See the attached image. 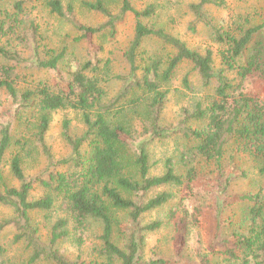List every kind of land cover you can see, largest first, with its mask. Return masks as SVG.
I'll return each mask as SVG.
<instances>
[{
	"label": "trees",
	"instance_id": "1",
	"mask_svg": "<svg viewBox=\"0 0 264 264\" xmlns=\"http://www.w3.org/2000/svg\"><path fill=\"white\" fill-rule=\"evenodd\" d=\"M32 1L43 4L49 13L75 29L79 34L75 41L90 43L97 34L114 39L117 27L128 15L134 20V28L122 55L127 70L113 76L121 85L109 99L103 86L109 70H101L96 57L78 62L53 85L28 82L33 72L57 75L65 51H55L43 43L38 25L25 13L24 0L15 2L12 12H0V90L5 99L0 101V207L11 211L8 218L0 219V240L10 228L14 231L13 243H21L28 252L22 262H7L0 243V264H95L80 257L71 259L58 248L60 242L70 238L81 246L95 223L100 225L98 243L93 248L100 261L97 264H172L157 251L147 256L146 238L168 223L174 226L173 242L182 247L188 227H200L207 215L203 209L206 205L218 214L222 212L221 201L216 198L211 203L214 197L200 198L192 210L183 204L184 200L195 199L199 184L210 186L216 195L214 184L225 181L226 189L234 172L246 176L234 164L237 151L253 160L258 172L264 174V17L258 24L246 19L220 24L210 8L224 7L225 0H197L188 5L192 16L188 31L194 33L197 26H205L221 48V67L215 69L211 51L201 54L191 50L171 33L144 23L154 15L152 5L137 9L134 0H121L112 13L102 0H83L85 8L104 17L100 24L88 27L74 18L70 4ZM147 38L159 40L171 52L165 59H149L142 67L138 50ZM182 63L190 68L182 80L184 89L192 90L189 76L195 74L201 88L212 93L197 100L192 109L181 108L175 122L163 124L167 96L163 88ZM108 66L109 62L104 68ZM230 73L235 78H229ZM251 80L261 86L262 92L247 89L245 82ZM32 106L38 108L32 136L45 164L35 174L26 175L22 157L14 154L8 174L16 185H8L3 165L12 146V120ZM139 107L143 117L134 125L126 110L133 112ZM68 109L79 113L82 131L72 135L69 123L64 121L61 137L68 154L55 157L45 143L50 114ZM168 139L183 142L178 147V160L166 158L162 173L152 174L150 146ZM232 148L236 151L229 152ZM37 188L42 194L32 196ZM175 197L178 205L165 210L163 218L143 222L145 215L162 211ZM237 200L238 210L228 221L230 229L226 235L221 232L216 236L217 242L207 247L200 264H264V193H243ZM57 205L63 215L52 217ZM38 213L48 214L46 241L33 222V215ZM215 227L227 230L219 222Z\"/></svg>",
	"mask_w": 264,
	"mask_h": 264
},
{
	"label": "rangeland",
	"instance_id": "2",
	"mask_svg": "<svg viewBox=\"0 0 264 264\" xmlns=\"http://www.w3.org/2000/svg\"><path fill=\"white\" fill-rule=\"evenodd\" d=\"M20 0H0V12L7 10L12 12L15 2ZM24 10L29 18L33 20L39 27V33L42 36L43 43L55 51H65V57L58 65V74L48 71L33 72L28 82H46L53 85L57 82L59 76H66L68 70H73L79 63H84L92 57H96L100 61L101 70H109L104 75L106 82L103 86L107 92V98H112L120 88V81L113 79L115 74L126 72L127 68L123 60V52L131 38L134 20L128 15L124 22L117 27V35L114 39H109L105 34H97L93 36L90 43L87 40L75 41L79 36L77 31L73 29L63 19L49 13L43 4L32 0H24ZM64 6L70 4L74 9V18L82 25L93 27L100 24L104 17L96 12L90 11L82 5L83 0H61ZM94 1V0H87ZM106 8L114 13L118 10L121 0H102ZM197 0H134L133 6L137 9L145 8L152 5L154 15L145 19L144 23L149 26L162 28L180 39L185 45L194 51L203 54L209 50L212 52L214 60V68H220L219 51L220 46L216 44L210 31L203 25H199L194 33L188 31L187 27L192 19L188 11V5L195 3ZM211 15L216 23L227 24L229 22L240 23L244 19L252 24H258L264 17V0H225L222 8H210ZM98 53L96 54V52ZM171 52L170 48L155 38L145 39L138 50V60L142 67L149 59L159 57L165 59ZM96 54V55H95ZM109 62L107 69L104 68L105 63ZM190 68L186 63H182L174 71L171 81L163 88L167 92L165 106L162 111V123L170 124L179 118L180 109L183 107L191 108L194 103L203 98L207 94H211V89H202L197 75L191 74L189 80L191 83V91H187L183 87V77L189 73ZM105 72V71H103ZM28 74V72H26ZM229 78H235L234 73L229 74ZM245 85L248 90L253 93L262 92L261 86L254 80L246 81ZM0 101L4 102V92L0 90ZM192 109V108H191ZM1 110V108H0ZM126 115L134 125L138 124L143 117L141 108H137L133 112L127 108ZM38 117V108L32 106L27 110H23L19 116H14L12 120V146L5 155L3 174L5 182L8 185H16V182L8 174V163L10 158L18 153L22 157V167L26 175H32L38 172L45 164V159L40 148L35 144L33 139L34 123ZM19 118V119H18ZM49 131L45 136V143L55 157H64L68 154V148L61 137V127L64 121L69 123L70 133L79 135L82 131V122L79 113L72 110H58L50 114ZM197 126V125H196ZM19 143L21 145H19ZM183 146L181 140L168 139L163 142H154L151 144V173L161 174L166 158H171L174 162L178 160V147ZM236 151V148L230 149L229 152ZM235 165L241 171L246 172V176L241 177L240 173L234 172L233 178L225 189L224 182L214 184L217 187L216 195L210 186L199 184L196 188L198 194L195 199L184 200L188 210H192L195 201L200 198H213L211 203H215L216 198L222 202L220 214L217 211L204 207L207 213L202 218L200 227H188L185 243L181 247L177 242H173L174 226L165 223L160 230L150 234L146 238L145 253L147 256L155 254L165 256L170 259L172 264H200L202 255L206 254L207 247L220 237V233L227 234L230 229L228 221L233 218L234 213L238 210L236 206L237 197L243 193H264V174L258 172L257 164L253 162L247 155L241 151H237L233 157ZM228 159L225 160L227 162ZM240 167V168H239ZM226 186V185H225ZM218 192V194H217ZM42 194L40 189H35L32 196L38 197ZM177 198V197H175ZM178 198L171 202L162 210L154 211L145 215L143 222L148 223L152 220L161 219L165 216V210L175 208L178 205ZM208 201V200H207ZM208 204V203H207ZM11 215L9 209L0 207V219L8 218ZM63 213L57 205L52 213V217L62 216ZM182 215L179 214L176 219L181 222ZM48 214L38 213L33 215V222L39 228L41 239L46 241L50 228V221H47ZM190 222V221H189ZM223 225L227 230L216 228V224ZM215 223V226H214ZM180 225H177V228ZM232 227V226H231ZM100 233V225L93 224L89 231L84 235V242L81 246L70 238L58 245L61 253L67 257L74 259L80 257L88 263H99L93 248L97 245V236ZM14 231L7 229L2 235L0 243L4 248L3 258L7 262L18 263L28 258V252L21 243H13ZM220 239V238H219ZM179 246V247H178ZM179 248V249H178ZM38 264H50L48 262H39Z\"/></svg>",
	"mask_w": 264,
	"mask_h": 264
}]
</instances>
